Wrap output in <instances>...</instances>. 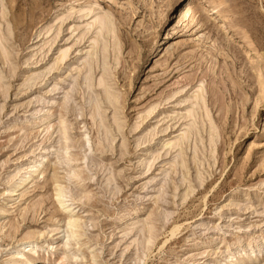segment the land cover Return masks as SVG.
I'll use <instances>...</instances> for the list:
<instances>
[{"label": "rangeland", "instance_id": "obj_1", "mask_svg": "<svg viewBox=\"0 0 264 264\" xmlns=\"http://www.w3.org/2000/svg\"><path fill=\"white\" fill-rule=\"evenodd\" d=\"M27 260L264 264V0H0V264Z\"/></svg>", "mask_w": 264, "mask_h": 264}, {"label": "bare ground", "instance_id": "obj_2", "mask_svg": "<svg viewBox=\"0 0 264 264\" xmlns=\"http://www.w3.org/2000/svg\"><path fill=\"white\" fill-rule=\"evenodd\" d=\"M198 8H201V10H210V7L209 6H205L204 4H202V3H198ZM216 17V16H215ZM93 23L95 24V25H97L98 26V29L100 30V29H102L103 28V25H104V20H103V18L101 17V16H95L94 17V20H93ZM105 28V27H104ZM228 39V38H227ZM226 39V40H227ZM232 42V41H231ZM226 43H228V42H226ZM234 44V43H233ZM246 53H248V52H246ZM250 53V52H249ZM58 188V187H57ZM60 197H61V191L60 190H57L56 191V200H57V202H58V204L59 205H61V201H60ZM62 197H63V195H62ZM75 224H77L75 221H73V220H71V219H69V221H68V226L70 227V228H72L73 226H75ZM172 235H173V231H172V233H171ZM27 263H29V261L27 260V261H25V263L24 264H27ZM23 264V263H22Z\"/></svg>", "mask_w": 264, "mask_h": 264}]
</instances>
